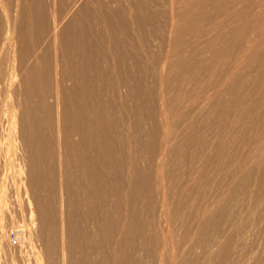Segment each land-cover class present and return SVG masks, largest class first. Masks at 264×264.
Returning a JSON list of instances; mask_svg holds the SVG:
<instances>
[{
	"label": "bare ground",
	"instance_id": "obj_1",
	"mask_svg": "<svg viewBox=\"0 0 264 264\" xmlns=\"http://www.w3.org/2000/svg\"><path fill=\"white\" fill-rule=\"evenodd\" d=\"M245 1L187 2L192 4V16L188 9L179 13L183 20L173 28L163 65L154 63L162 70L164 67L166 74L159 70L156 78H152V83L160 88V100L156 109L144 118L139 111L152 102L148 87L152 84L146 82L144 86L141 65L125 64L128 50L124 51L123 40L120 42L117 37L119 33L127 37L133 31L140 32L141 23L136 22L133 28L120 11L107 12L103 4L95 5L93 0H13L0 7V166L8 170L26 154L28 181L22 178L20 185L32 225L38 226V236L43 240L48 264L182 262L177 248L174 250L167 244L170 235L163 231V226L172 221L167 212L169 191L165 187L167 158L173 150L169 144L173 135L185 140L186 145L194 142L201 151L207 142L203 131L193 136L194 123H186L177 134L170 129L175 100L166 102L164 98L171 84L167 74L178 71L182 82L188 83L197 70L214 68L212 76L216 73V78L210 84L205 85L204 77L197 82L203 91L192 100L201 110L206 105H217L223 86L228 84L227 88L237 90L239 98V88L234 84L238 70L256 60L259 67L256 68L264 71V51H260L264 45V20L260 19L264 2L260 4L261 13H250L247 5L234 10L235 4ZM230 5L234 9L228 12ZM99 15L106 22L104 28L97 23ZM203 21L207 27H201ZM106 37L114 46L109 56L97 57V47ZM203 51L210 52V56H204ZM105 58L111 60V65L105 66ZM129 58L133 59L130 55ZM191 62L195 63L194 68ZM263 82L257 85L256 80L253 90L262 96L246 105L238 103L231 120L224 119V112L218 111L215 116L216 123L222 122L223 131L241 136L236 122L248 123L251 115L256 116L255 147L264 142V111L258 110L264 104ZM223 93L226 94L225 90ZM246 106L251 108L250 113ZM145 119L151 121L147 132L143 128ZM145 133L152 138L147 165L142 164L143 150L147 147L143 140ZM218 141L220 152L224 144ZM263 153L256 156L258 165L264 164ZM198 169L200 172L189 166L187 177L191 182L180 188L181 198L198 183L202 174L201 167ZM5 175L0 177V183ZM155 195L157 200L153 204ZM143 200L155 218L158 216L157 222L150 226L153 240L147 236V225L141 218ZM83 207L87 210L82 211ZM210 209L203 206L200 217L207 220L213 217ZM18 231L22 233L23 229ZM3 234L4 226L0 224V243ZM31 234L26 230L22 243L32 245ZM144 243L150 245L146 259L139 256Z\"/></svg>",
	"mask_w": 264,
	"mask_h": 264
},
{
	"label": "rangeland",
	"instance_id": "obj_2",
	"mask_svg": "<svg viewBox=\"0 0 264 264\" xmlns=\"http://www.w3.org/2000/svg\"><path fill=\"white\" fill-rule=\"evenodd\" d=\"M5 2L11 4L13 3V0H2L0 7H2ZM93 2L94 4L96 2L95 5H97V3L99 5L103 4V6L108 9L105 10L107 12L120 11L125 16V21L130 23L133 28H135L136 22L141 23V34L140 32L133 31L129 34V38V36L126 37L124 33L118 34L117 31V37L118 41L120 40V42H122L121 40H123V44L121 43V45H123L124 51L128 50L125 52L128 56L125 64L138 63L141 65L140 67L143 70L142 76L144 84L146 82L147 85L152 84L148 86L151 88V91H149L152 94V102L150 105L143 106L139 111V114L144 118L149 111L155 110L158 106L160 100V88L157 87V85H154L152 80L156 78V73L159 72V70L160 72L162 71L161 73L164 71L163 74H166L164 67H162L163 70L159 68L160 65H163V55L166 54L165 52L167 51L168 42H170L169 40L173 36L174 26L183 20V17H179V13L182 14L185 9H188L191 10L189 15L192 16L193 7L191 6L192 4H189L192 3V0H93ZM263 2L264 0H246L245 2L235 4V9L230 5L227 8V11L228 9L239 10L238 8L242 9L248 6L251 8H249V10H251L249 11L250 13H261L260 4ZM98 6L96 8L97 10ZM262 13L260 19L264 20V14ZM260 19L259 21H261ZM103 21L105 20L99 15L97 23L104 28L106 22ZM110 22L112 23V21ZM203 22L204 23H201V27H207V22ZM208 36L209 35L206 37ZM124 40L127 45L124 44ZM105 41L103 43L104 45L102 44L98 46L100 49L97 47V57L109 56L108 53L112 50L114 44L108 37H106ZM126 41L128 43H126ZM201 43L202 41H200V44ZM129 44L131 47H128ZM125 47L127 48L125 49ZM149 47L150 49L148 50ZM146 51H148L149 54L146 53ZM260 51H264V45L260 46ZM203 54L204 56L209 57L211 53L203 51ZM129 55L133 57V59H131L132 63L129 60ZM151 55H155L156 58L154 56L152 60ZM135 56H137L139 60L137 58L134 59ZM156 59L159 60L156 61ZM103 60L105 62L102 61V65L104 63L106 67L111 65V60L108 58ZM155 62L161 63H159L160 65L158 66L156 65L157 63L154 64ZM257 62L258 61L255 60L248 67H241L238 70L237 81L235 79L234 84L236 88H239L240 90H238V92H240L239 98L237 90H233L232 86L227 88L228 85H230L228 84L223 86L222 98L220 97L218 100L219 102H216L218 104L214 107L212 105H206L202 110L196 102H193L195 100L192 99L203 91L202 88L197 85L198 81L202 80L204 77V80H206V84H204L208 85V82L210 84V81L216 78V73L212 76V70H214V68H203L200 69V71L197 70L192 80L188 83H186L187 81L182 82L178 75L179 73L177 74L178 71L173 74H167V76L169 75V78L171 77V84L166 88L164 98L166 102H173L175 100L172 106L170 129L177 134L188 123H194L193 125L194 127L196 126V129L194 128L193 130L195 132L193 136H196V134L198 135L199 132L203 131L202 133L205 135L206 142L208 143H206L205 147L203 146V151H201L202 149L200 150V147H198L199 145H195L194 142H188L189 145H186L185 140L182 141L180 137L173 135L174 138L171 137L172 140H170L169 144L173 147H170L171 150L173 149V153L171 151V154L167 158L169 161L166 170L168 178L165 182V187L167 191H169L168 205L170 204L171 206H168L167 212L171 215L172 221L170 224L163 226V231L170 235V242L167 243L170 248L172 246L173 249L177 248L176 252L179 251L180 261H182L180 264H264V164L258 165L256 163V156L264 152V142L261 144L262 146L260 145L261 147H255L258 143L256 141L257 137L254 134L255 129L257 128V126H255L257 118L256 116L251 115V120L253 122H251V120L248 123L243 120L242 123L236 122L235 128L237 131L242 132V136L241 134L235 135L223 131L222 122L216 123L215 121V116L217 117L219 112H224L225 120H229V118L231 120L234 111H237L238 107L236 108L235 106H237L238 103L246 105L262 96L261 92H253L255 87L263 82L262 77L264 76V71L258 69ZM190 65H193V67H190L194 68L195 63L191 62ZM258 78L260 83L258 82ZM256 80L257 85L255 84ZM146 84L144 86H147ZM178 87L180 89H178ZM224 90L226 94L223 93ZM230 90L234 93L232 94ZM241 96L243 99H241ZM223 103L226 106H224ZM246 107L247 112L250 113L252 111L251 108L248 106ZM258 110H260L259 112L264 111L263 103L258 106ZM150 122L151 121H147V119L143 121V128L146 132L150 130ZM253 137L256 138L253 139ZM143 140L147 147L143 150L142 164L147 165L150 161V145L152 144V138L145 133V135H143ZM218 140H222L224 144V147L220 152L218 151ZM183 142H185V148ZM174 148L177 149L174 150ZM136 150L138 151V149ZM253 151H255V153ZM23 155H21L22 158L18 159L19 163L18 160L15 161L14 165L8 168V170H3L0 166V177L6 174L4 182L0 183V224L4 226L3 235H5L0 243V264H48L43 240L41 236H38V226H36V224L35 226L32 225L33 223L29 217V210L25 204L26 197L23 187L20 185L22 181H28L26 175V171L28 170L26 154L23 153ZM203 164L205 166H203ZM191 165L195 166L198 172H200V169L198 168L201 167L202 174H200L201 177L199 178L201 179L204 177L205 179L203 178L200 180L198 178V183H195L193 190L189 192L188 195L183 194L184 196L181 198L178 194L180 188L188 185V182H191L187 177L189 166ZM23 171L24 173H22ZM182 175L185 176L183 177ZM172 188L176 192H174ZM203 199L205 201H203ZM156 200L157 197L155 195L153 198V204H156ZM146 206L147 202L145 204V201L143 200L141 202V216L143 212L141 218L142 221L145 219L143 222L147 225V236H149V238L152 237L153 240L151 232L153 230L150 229V226L157 222L158 216L156 215L157 218H155V215H153L149 207ZM203 206H207L209 209L211 208L210 210L214 214L212 215L213 217L209 218L211 220L200 217V209H202ZM86 210V207L82 208V211ZM203 224L205 225L204 228L199 230ZM167 226H170L168 228L169 231L166 230ZM20 229H23L22 233L21 231H18ZM26 230L29 235L30 233L33 234V236L31 234L32 242L30 244L32 245L30 246L27 243H22V236L26 234ZM13 231H16L19 237L17 245H11L9 242L10 233ZM140 243L141 241L139 240L138 244ZM149 246L148 243H144V245L140 246L139 256L141 255V258L146 259L145 254ZM203 250H205V252ZM38 252H40V254ZM140 252L143 253V255Z\"/></svg>",
	"mask_w": 264,
	"mask_h": 264
},
{
	"label": "built area",
	"instance_id": "obj_3",
	"mask_svg": "<svg viewBox=\"0 0 264 264\" xmlns=\"http://www.w3.org/2000/svg\"><path fill=\"white\" fill-rule=\"evenodd\" d=\"M19 241V237L16 231L10 233L9 242L11 245H17Z\"/></svg>",
	"mask_w": 264,
	"mask_h": 264
}]
</instances>
